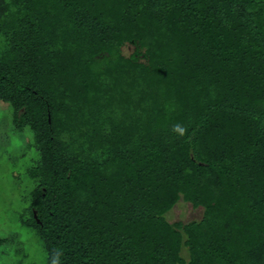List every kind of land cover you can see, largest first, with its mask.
Instances as JSON below:
<instances>
[{
  "label": "trees",
  "instance_id": "1",
  "mask_svg": "<svg viewBox=\"0 0 264 264\" xmlns=\"http://www.w3.org/2000/svg\"><path fill=\"white\" fill-rule=\"evenodd\" d=\"M0 102L46 264H264V0H0Z\"/></svg>",
  "mask_w": 264,
  "mask_h": 264
},
{
  "label": "rangeland",
  "instance_id": "2",
  "mask_svg": "<svg viewBox=\"0 0 264 264\" xmlns=\"http://www.w3.org/2000/svg\"><path fill=\"white\" fill-rule=\"evenodd\" d=\"M134 50L132 44H125L121 53L129 57ZM31 142L30 129L17 130L11 106L0 102V264H46L42 240L21 222L35 185L26 174L37 159ZM201 216L202 208L179 201L166 219L170 223H187L198 221Z\"/></svg>",
  "mask_w": 264,
  "mask_h": 264
},
{
  "label": "clouds",
  "instance_id": "3",
  "mask_svg": "<svg viewBox=\"0 0 264 264\" xmlns=\"http://www.w3.org/2000/svg\"><path fill=\"white\" fill-rule=\"evenodd\" d=\"M172 132L174 134H177L183 137L186 134L187 129L182 124L177 123L172 126ZM61 255L62 253L59 250L54 251L51 256L50 264H61V261H60Z\"/></svg>",
  "mask_w": 264,
  "mask_h": 264
},
{
  "label": "water",
  "instance_id": "4",
  "mask_svg": "<svg viewBox=\"0 0 264 264\" xmlns=\"http://www.w3.org/2000/svg\"><path fill=\"white\" fill-rule=\"evenodd\" d=\"M34 218L36 219V215H35V213H34ZM38 222V221H37Z\"/></svg>",
  "mask_w": 264,
  "mask_h": 264
}]
</instances>
